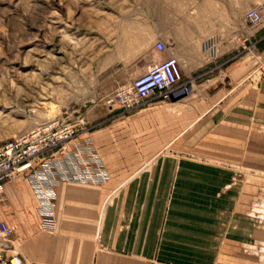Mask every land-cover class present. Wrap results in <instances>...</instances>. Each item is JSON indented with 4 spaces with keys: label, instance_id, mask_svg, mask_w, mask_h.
I'll return each instance as SVG.
<instances>
[{
    "label": "crops",
    "instance_id": "obj_1",
    "mask_svg": "<svg viewBox=\"0 0 264 264\" xmlns=\"http://www.w3.org/2000/svg\"><path fill=\"white\" fill-rule=\"evenodd\" d=\"M192 1L160 0L159 29L149 36L164 39L165 50L157 51L161 58L193 55L194 62L203 53H230L220 62L222 81L235 87L248 81L246 44L264 62V23L249 31L237 20L233 31H219L215 7L209 3L201 17ZM188 2L191 12L186 13L181 4ZM183 59L178 61L184 78L202 81V65H185ZM217 69L214 64L207 72ZM257 81L240 99L228 101L225 95V103L186 134L180 131L177 101L182 98L172 101L175 110L154 109L163 103L154 101L147 104L153 109L142 114L112 113L111 126L90 132L96 149H120L123 134L142 133L144 145L136 147L150 156L105 165L110 177L104 185L60 182L54 187L51 224L44 222L39 200L26 183L33 198L30 215L16 206L14 216L0 217L15 225L3 254L17 253L24 264H248L242 248L263 232L247 215L248 198L258 193L248 183L264 180L247 172L249 158L256 160L250 165L264 166V74ZM18 183L5 185L17 200Z\"/></svg>",
    "mask_w": 264,
    "mask_h": 264
},
{
    "label": "rangeland",
    "instance_id": "obj_2",
    "mask_svg": "<svg viewBox=\"0 0 264 264\" xmlns=\"http://www.w3.org/2000/svg\"><path fill=\"white\" fill-rule=\"evenodd\" d=\"M260 1L194 0L191 3L193 12L201 17L207 14L209 3L214 6L217 23L219 20L221 25L219 31L224 32L233 31L237 20L249 31L253 30L243 15ZM191 3L181 4L184 12H191ZM159 16L160 0H0V141L49 120H60L77 124L79 138L87 137L93 144L94 150L87 153H96L106 170L109 163L149 157L147 150L136 147L144 145L140 142L145 134H123L125 145L120 149L98 150L90 132L112 125L110 116L120 108L108 99L116 89L146 71L150 63L162 60L154 43L164 39L149 36L159 29ZM251 46L247 42L248 81L238 87L222 81L220 62L230 53H203L194 62L193 55L175 54L178 59L185 58V65H202L199 73L206 71L203 80L193 81L191 92L177 101L183 115L180 130L183 134L193 130L210 111L222 106L225 95L228 101L240 99L256 88L257 80L264 74V62ZM214 64L218 67L215 73L207 72ZM173 103H159L154 109L172 108ZM153 107L142 106L136 114ZM251 135H248L249 143ZM251 159L248 174L263 175L264 179V166L250 165L256 162ZM109 177L98 185L106 184ZM18 181L20 199L17 200L15 195L6 193L5 185ZM26 183H29L27 177L17 176L0 184V217L9 212L14 216L16 206L25 207L30 215L33 198ZM248 185L249 190L258 193L248 198L247 215L262 226L263 232L255 233L242 251L248 264H264V180Z\"/></svg>",
    "mask_w": 264,
    "mask_h": 264
},
{
    "label": "built area",
    "instance_id": "obj_3",
    "mask_svg": "<svg viewBox=\"0 0 264 264\" xmlns=\"http://www.w3.org/2000/svg\"><path fill=\"white\" fill-rule=\"evenodd\" d=\"M250 26L264 23V0L244 12ZM164 51L162 40L154 43ZM193 81L184 78L180 63L174 55L150 63L143 73L120 86L108 102L117 104L123 112L136 111L142 106L160 101L171 102L191 92ZM87 137L79 138L76 123L53 120L28 131L0 141V184L17 176L28 178L39 200L43 220L53 221L54 187L60 182L101 184L109 177L103 161ZM13 228L0 221V264H24L17 253L4 255Z\"/></svg>",
    "mask_w": 264,
    "mask_h": 264
},
{
    "label": "bare ground",
    "instance_id": "obj_4",
    "mask_svg": "<svg viewBox=\"0 0 264 264\" xmlns=\"http://www.w3.org/2000/svg\"><path fill=\"white\" fill-rule=\"evenodd\" d=\"M47 122H50V120L49 121H47ZM47 122H45V123H47ZM43 124V123H42ZM39 125H41V124H39ZM36 126H38V125H36Z\"/></svg>",
    "mask_w": 264,
    "mask_h": 264
}]
</instances>
